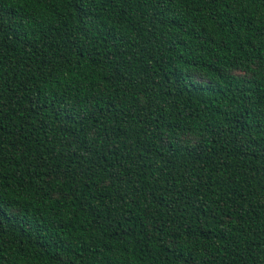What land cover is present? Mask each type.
Returning <instances> with one entry per match:
<instances>
[{"label": "trees", "instance_id": "obj_1", "mask_svg": "<svg viewBox=\"0 0 264 264\" xmlns=\"http://www.w3.org/2000/svg\"><path fill=\"white\" fill-rule=\"evenodd\" d=\"M0 264H264V0H0Z\"/></svg>", "mask_w": 264, "mask_h": 264}]
</instances>
